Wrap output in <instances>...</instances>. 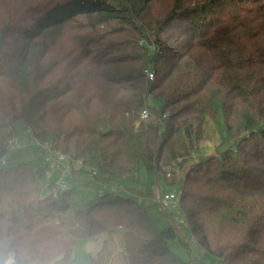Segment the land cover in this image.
<instances>
[{
  "label": "trees",
  "instance_id": "obj_1",
  "mask_svg": "<svg viewBox=\"0 0 264 264\" xmlns=\"http://www.w3.org/2000/svg\"><path fill=\"white\" fill-rule=\"evenodd\" d=\"M210 123L220 152L195 160ZM18 126L101 187L142 165L178 184L185 224L153 191L74 212L72 189L54 194L47 168L23 163L0 168V264H72L80 239L118 227L129 264H202L193 246L264 264V0H0V160ZM110 257L104 243L92 264Z\"/></svg>",
  "mask_w": 264,
  "mask_h": 264
},
{
  "label": "rangeland",
  "instance_id": "obj_2",
  "mask_svg": "<svg viewBox=\"0 0 264 264\" xmlns=\"http://www.w3.org/2000/svg\"><path fill=\"white\" fill-rule=\"evenodd\" d=\"M150 119H153V116H151ZM208 133L209 139L201 143L200 150L198 154H196L194 157L195 160H204L207 157L211 155H216L218 154V152H220V148L218 149L220 140L215 130V126L212 123L208 125ZM14 138L18 141H23L24 139L31 140L32 135L30 132L26 131L22 126H18L16 128ZM4 161L5 163H3L2 160L0 161V168L9 169L12 167H17L18 165L23 163H29L34 168H47L49 180L55 183V185H57L61 180L60 174L47 166L43 152L37 147L26 146L13 150L7 156L4 157ZM185 171L186 170H184V172ZM176 174L179 176V178H181L184 173L183 171L177 170ZM66 183L68 187L72 189V202L75 204L76 208L72 210L74 212L77 209H82L85 211L89 204L92 203L98 197V195L106 192H118L124 197L132 196L140 200L141 197L139 193H146L148 191L155 192L157 190H161L166 193H178L180 191L178 184H167L163 176L156 180L155 173L147 170L143 165L140 167V170L137 173L136 180L129 182L121 181L119 189L101 187L99 184L95 183L91 178L84 177L79 171H77V168L74 170L73 176H70L66 179ZM130 189L135 190L136 193L130 191ZM53 193H58L57 186H55ZM173 214L175 218H183V214L181 211L175 209L173 211ZM78 216L80 217L75 219V223L77 222L76 226L77 228H79V231L83 235H85L87 232V220L84 217V213L78 214ZM154 218L156 219L159 227L166 226V221L160 216H157L156 213H154ZM79 225L81 226L79 227ZM125 233V228L118 227L113 229L109 233L102 234L96 240L85 238L80 239L73 247L72 264H92V257L96 255L98 249L104 243L108 245V248L111 252L110 264H129V257L125 247ZM170 247L172 251L182 259H190V255L184 250L179 240L176 239L174 241H171ZM192 253L196 256L200 255L199 261L202 264H223L218 262L215 258L211 256L200 254L199 250L195 246L192 247Z\"/></svg>",
  "mask_w": 264,
  "mask_h": 264
},
{
  "label": "built area",
  "instance_id": "obj_3",
  "mask_svg": "<svg viewBox=\"0 0 264 264\" xmlns=\"http://www.w3.org/2000/svg\"><path fill=\"white\" fill-rule=\"evenodd\" d=\"M148 76L150 79L154 78V74L152 73V71L148 72ZM151 116L152 115L150 114V111L147 108L142 110V120L147 121L151 118ZM164 118H166V116H164ZM26 146L37 147L43 152L47 166L60 174L61 180L56 185L58 190H69L70 188L66 183V179L73 175V170H75L77 166L81 165V162H73L70 156L56 150L53 143L49 141L43 142L37 138H34L33 136L31 140L24 139L23 141H18L13 136L7 142V149L9 151H13ZM1 160L3 161V163H5L4 158H2ZM180 198V191L178 193H166L161 190H157L154 192L153 201L158 203L160 206L166 208L167 210L173 212L175 209L181 211ZM176 221L180 224H185L184 218H176Z\"/></svg>",
  "mask_w": 264,
  "mask_h": 264
},
{
  "label": "clouds",
  "instance_id": "obj_4",
  "mask_svg": "<svg viewBox=\"0 0 264 264\" xmlns=\"http://www.w3.org/2000/svg\"><path fill=\"white\" fill-rule=\"evenodd\" d=\"M7 264H21V262L12 260V261H8Z\"/></svg>",
  "mask_w": 264,
  "mask_h": 264
},
{
  "label": "crops",
  "instance_id": "obj_5",
  "mask_svg": "<svg viewBox=\"0 0 264 264\" xmlns=\"http://www.w3.org/2000/svg\"><path fill=\"white\" fill-rule=\"evenodd\" d=\"M76 178H78V177H76Z\"/></svg>",
  "mask_w": 264,
  "mask_h": 264
}]
</instances>
